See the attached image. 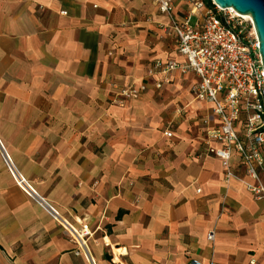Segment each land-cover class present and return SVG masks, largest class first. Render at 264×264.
I'll list each match as a JSON object with an SVG mask.
<instances>
[{
  "label": "crops",
  "instance_id": "crops-1",
  "mask_svg": "<svg viewBox=\"0 0 264 264\" xmlns=\"http://www.w3.org/2000/svg\"><path fill=\"white\" fill-rule=\"evenodd\" d=\"M170 25L149 0H0V264H264V200L198 156L195 75L110 104L182 61Z\"/></svg>",
  "mask_w": 264,
  "mask_h": 264
},
{
  "label": "built area",
  "instance_id": "built-area-1",
  "mask_svg": "<svg viewBox=\"0 0 264 264\" xmlns=\"http://www.w3.org/2000/svg\"><path fill=\"white\" fill-rule=\"evenodd\" d=\"M149 1L170 18L182 61L154 60L138 83L115 87L110 104L124 107L140 98L148 89L147 81L160 90L175 74L193 73L197 79L193 100L212 108L199 132L204 147L198 156L218 159L224 183L239 179L256 200H264V73L251 18L247 19L248 31L241 15L232 9L222 10L212 1L207 6L205 0H183L189 8L180 17L173 16V0ZM173 128L169 122L164 136L170 138ZM234 156L244 171V180L234 172ZM192 186L200 191L197 183ZM69 234L78 248L75 255L86 253V228L80 233L69 230ZM214 238V232H208L206 239ZM249 264L256 263L250 260Z\"/></svg>",
  "mask_w": 264,
  "mask_h": 264
},
{
  "label": "water",
  "instance_id": "water-1",
  "mask_svg": "<svg viewBox=\"0 0 264 264\" xmlns=\"http://www.w3.org/2000/svg\"><path fill=\"white\" fill-rule=\"evenodd\" d=\"M222 10L232 9L241 16H249L259 43L264 73V0H211Z\"/></svg>",
  "mask_w": 264,
  "mask_h": 264
},
{
  "label": "rangeland",
  "instance_id": "rangeland-1",
  "mask_svg": "<svg viewBox=\"0 0 264 264\" xmlns=\"http://www.w3.org/2000/svg\"><path fill=\"white\" fill-rule=\"evenodd\" d=\"M242 25L245 27L248 31L250 29L249 23L247 21V18H242Z\"/></svg>",
  "mask_w": 264,
  "mask_h": 264
},
{
  "label": "trees",
  "instance_id": "trees-1",
  "mask_svg": "<svg viewBox=\"0 0 264 264\" xmlns=\"http://www.w3.org/2000/svg\"><path fill=\"white\" fill-rule=\"evenodd\" d=\"M205 2H206L207 6H211L212 5L211 0H205ZM119 217H120V215L117 216V218H119ZM104 257L107 258V256L105 254H104Z\"/></svg>",
  "mask_w": 264,
  "mask_h": 264
},
{
  "label": "bare ground",
  "instance_id": "bare-ground-1",
  "mask_svg": "<svg viewBox=\"0 0 264 264\" xmlns=\"http://www.w3.org/2000/svg\"><path fill=\"white\" fill-rule=\"evenodd\" d=\"M243 18H247V19H249V17L248 16H242Z\"/></svg>",
  "mask_w": 264,
  "mask_h": 264
}]
</instances>
